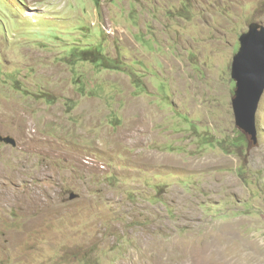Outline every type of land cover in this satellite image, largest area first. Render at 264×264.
<instances>
[{
	"label": "rangeland",
	"instance_id": "obj_1",
	"mask_svg": "<svg viewBox=\"0 0 264 264\" xmlns=\"http://www.w3.org/2000/svg\"><path fill=\"white\" fill-rule=\"evenodd\" d=\"M254 22L264 0H0V264H264V92L255 139L231 107Z\"/></svg>",
	"mask_w": 264,
	"mask_h": 264
},
{
	"label": "water",
	"instance_id": "obj_2",
	"mask_svg": "<svg viewBox=\"0 0 264 264\" xmlns=\"http://www.w3.org/2000/svg\"><path fill=\"white\" fill-rule=\"evenodd\" d=\"M238 40L240 47L231 64L236 85L231 107L235 124L255 139V113L264 92V26L251 23ZM0 142L15 146L11 136L0 135Z\"/></svg>",
	"mask_w": 264,
	"mask_h": 264
},
{
	"label": "bare ground",
	"instance_id": "obj_3",
	"mask_svg": "<svg viewBox=\"0 0 264 264\" xmlns=\"http://www.w3.org/2000/svg\"><path fill=\"white\" fill-rule=\"evenodd\" d=\"M188 254V257H191V256H196V254L194 253V252H188L187 253ZM161 257V256H160ZM192 259V258H191ZM199 259V258H198ZM160 261V260H159ZM202 261V260H201ZM249 261V260H248ZM239 262H241V261H239ZM218 263H223V261H221V262H218ZM218 263H215V264H218ZM242 264L244 263V262H241Z\"/></svg>",
	"mask_w": 264,
	"mask_h": 264
}]
</instances>
